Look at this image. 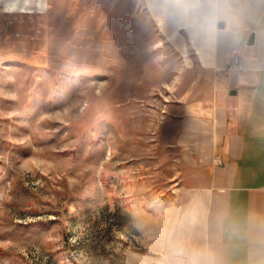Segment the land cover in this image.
<instances>
[{
	"label": "rangeland",
	"instance_id": "rangeland-1",
	"mask_svg": "<svg viewBox=\"0 0 264 264\" xmlns=\"http://www.w3.org/2000/svg\"><path fill=\"white\" fill-rule=\"evenodd\" d=\"M7 2L0 264H190L149 244L180 181L158 131L182 66L171 37L140 0Z\"/></svg>",
	"mask_w": 264,
	"mask_h": 264
},
{
	"label": "crops",
	"instance_id": "crops-1",
	"mask_svg": "<svg viewBox=\"0 0 264 264\" xmlns=\"http://www.w3.org/2000/svg\"><path fill=\"white\" fill-rule=\"evenodd\" d=\"M140 1L182 56L158 124L180 181L159 219L167 230L150 226V250L190 264H264V0ZM235 54L243 68L225 71Z\"/></svg>",
	"mask_w": 264,
	"mask_h": 264
},
{
	"label": "built area",
	"instance_id": "built-area-1",
	"mask_svg": "<svg viewBox=\"0 0 264 264\" xmlns=\"http://www.w3.org/2000/svg\"><path fill=\"white\" fill-rule=\"evenodd\" d=\"M243 68L241 57L237 54L233 55L231 60L227 63L226 67L224 68L225 71L234 70V69H241ZM219 163L222 161L219 159Z\"/></svg>",
	"mask_w": 264,
	"mask_h": 264
},
{
	"label": "water",
	"instance_id": "water-1",
	"mask_svg": "<svg viewBox=\"0 0 264 264\" xmlns=\"http://www.w3.org/2000/svg\"><path fill=\"white\" fill-rule=\"evenodd\" d=\"M219 26H220V27H223V26H224L223 21H221V22L219 23ZM254 41H255V33L252 32V33L250 34V36H249V39H248L247 43H248V44H253Z\"/></svg>",
	"mask_w": 264,
	"mask_h": 264
}]
</instances>
